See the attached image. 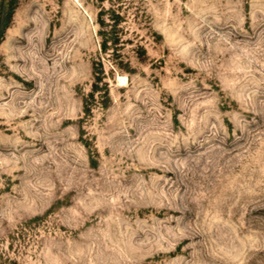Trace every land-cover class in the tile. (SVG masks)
<instances>
[{"label": "rangeland", "instance_id": "1", "mask_svg": "<svg viewBox=\"0 0 264 264\" xmlns=\"http://www.w3.org/2000/svg\"><path fill=\"white\" fill-rule=\"evenodd\" d=\"M0 264H264V0H0Z\"/></svg>", "mask_w": 264, "mask_h": 264}, {"label": "trees", "instance_id": "2", "mask_svg": "<svg viewBox=\"0 0 264 264\" xmlns=\"http://www.w3.org/2000/svg\"><path fill=\"white\" fill-rule=\"evenodd\" d=\"M103 35V34H102Z\"/></svg>", "mask_w": 264, "mask_h": 264}]
</instances>
